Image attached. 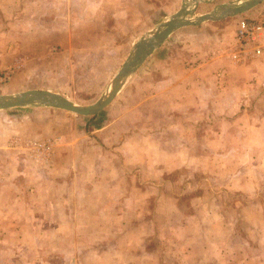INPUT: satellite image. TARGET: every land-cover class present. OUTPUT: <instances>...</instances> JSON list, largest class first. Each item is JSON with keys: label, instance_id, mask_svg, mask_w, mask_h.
<instances>
[{"label": "crops", "instance_id": "0c3cea01", "mask_svg": "<svg viewBox=\"0 0 264 264\" xmlns=\"http://www.w3.org/2000/svg\"><path fill=\"white\" fill-rule=\"evenodd\" d=\"M188 1L191 0H0V36L11 34L14 49L27 58L25 69L13 74L0 94L9 95L13 91L26 90L24 87L32 78L34 90L54 91L55 89L45 83H38V76L44 75L45 78L51 73L61 71L64 66H72L73 58L76 61L85 59V65L100 58L101 65L109 64L116 68L138 39L176 14ZM214 1L218 2L200 0L194 17L211 14L218 9L220 14V7L224 4L221 0L219 4L211 3ZM207 2L211 4L205 6ZM260 13H264V2L245 15L255 18ZM27 18H33V21H28ZM237 18L209 20L198 26L174 31L124 84L113 101L115 116L104 126L92 130L95 133L99 131L97 140L79 129L77 134L71 133L67 140H61L62 144L56 150V157L54 156L61 163L60 168L55 167L54 162L47 165L46 169L23 164L24 159L20 152L10 148V143L22 135L21 122L7 114L11 110L0 111V214L13 210L6 215L5 221L8 219L15 222V211L24 207L27 202L25 197L29 198L31 207L32 196L35 195L46 200L48 211L54 210L55 203L60 201L63 210H74L75 193L80 197L89 189L88 185L81 187L83 182L78 180L76 189L70 190V183L73 185L74 181L70 182V178L67 180L70 167L68 171L66 165L70 161V151L78 148L81 141L84 145L89 144L88 149L93 155H89L82 146L78 154V165L79 161L91 157L92 162L97 163L101 156L112 165L108 174L109 181L100 184L98 190L103 188V191L99 193L114 197L120 193L126 195L120 202L117 198L114 201L115 198L109 197L106 205H98L97 210L103 207L109 211H124V222L112 223L116 227L132 228H143L149 223L144 215L147 210V205L143 202L148 196L146 191V196L141 198L143 203L135 204L132 198L134 188L142 186L139 179L148 178V172H156L159 180H163L158 182L163 189L164 186L175 184L170 170L176 166L180 167L179 171L181 168L187 170L189 175L185 171L184 174L190 180L208 177L214 182L213 172L208 175L207 172L198 170L196 173L190 168L197 162L194 159L198 152L196 150L194 153L191 148L204 147L208 155V151H212L214 147H263L264 51L261 56L252 60L240 62L233 59L236 22L242 17ZM59 19L62 20L61 23L57 22ZM173 47H177L176 53H171ZM7 48L11 50L12 46ZM7 48L0 55V73L8 70L12 63L11 56L5 52ZM54 48L59 53H53ZM161 51L170 52L167 53L170 55L165 59H156L157 53ZM146 67L151 71L156 68L157 74H147ZM57 87L63 89V85L56 84ZM44 111H33V133L36 135L33 139H49L47 133L39 130H52L59 125L54 116ZM65 119L71 121L70 116H65ZM67 123L75 126L72 122ZM251 133L255 137L251 138ZM225 152L226 149H221L223 156ZM94 167L100 169L96 165ZM78 174L81 179L85 172L81 170ZM21 175L28 176L31 183L33 181V195L24 193L20 183L16 181ZM94 176V181L100 180L99 172ZM131 179L137 185L127 187V181ZM42 180L46 183L37 185ZM54 181L58 185L63 183V197L56 198L57 200H54L53 190L47 187L48 183ZM4 183L11 184V187H5ZM200 192L204 193L202 189H198L196 195ZM194 207L195 213H178L180 216L176 220L167 216L166 224H162L182 225L179 221H185V218L193 221L199 217L201 207L205 209V217L209 223L226 221L221 203L211 202L206 206L193 205ZM169 208L176 212L185 209L173 204L166 206V209ZM134 210L142 211L140 217L131 216ZM17 219H20L18 215ZM201 221L204 223L205 220ZM67 222L66 220L62 223L65 225ZM133 232L126 230L121 234L122 237L119 236L127 244L123 257H118L116 253L118 234H112L100 239L99 246L93 248L85 258L93 259V262L94 259L103 261L94 264H143V261L150 264V253H142V245L149 244L150 236L133 235ZM135 244H141V255L138 259L134 255ZM261 252L262 250L257 251L252 256V260L257 259L259 264L264 259V252ZM209 256L211 259L217 258L216 254L210 253Z\"/></svg>", "mask_w": 264, "mask_h": 264}, {"label": "rangeland", "instance_id": "374dc122", "mask_svg": "<svg viewBox=\"0 0 264 264\" xmlns=\"http://www.w3.org/2000/svg\"><path fill=\"white\" fill-rule=\"evenodd\" d=\"M221 2L224 5L235 6L239 4L238 0H221ZM187 3L191 4L190 1ZM211 3L219 4V0ZM211 3L207 2L205 6H209ZM211 13L219 15L217 10H213ZM245 14L246 12L237 16H226L225 18L238 19L237 17L240 16L247 19L252 18L251 20L264 18V13H260L255 18L247 17ZM27 20L33 21V18H27ZM57 22L61 23L62 20L59 19ZM13 45L11 34L5 33L0 36V55L3 54L5 48L12 46L11 50L8 48L5 50L11 56L12 63L8 70L0 73V93L3 92L2 88L9 83V78L26 67L27 58L21 56V52H17ZM176 50H178L177 47H173L171 53H176ZM130 52L131 49L116 68L115 66L110 67L109 64L101 65L100 58H95L92 60L93 62L89 61V65H85V59L76 61L77 59L73 58L72 66H64L61 71L51 73L45 78H43L44 75H39L37 80L38 83H45L46 86L55 89L51 92L58 93L80 106H89L106 93L111 80ZM53 53L59 52L54 48ZM167 53L170 52H158L155 58L165 59L170 55ZM145 70L147 74H157L156 68L151 71L150 68L147 70L146 67ZM56 84L63 85V89L56 88ZM33 85L32 78L24 87L26 90L13 91L12 94L34 90ZM9 110L11 111L7 114L21 122L22 134L21 137H17L15 142L10 143V148L16 150L15 152H20L21 158L24 159L23 164L42 169H46V166L53 164V162L55 167L60 168L61 163L57 162L54 156L57 148L62 144L61 140H67L68 137H71V133L77 134V129L81 132L84 131V134L92 135L89 137L97 140V135L100 133L98 130L96 133L92 130L95 131L101 125L104 126L116 114L114 102L91 117L78 116L59 109L35 106ZM34 110H45L44 112H49L58 120L59 125L54 126L52 130L44 128L39 130L45 134L47 133L49 139H33V137L36 138L33 133ZM65 116H70L71 121L65 119ZM67 122H72L75 126L72 127ZM202 126L204 127V124ZM254 135L251 133L250 137L253 138ZM42 144L45 145L42 146ZM77 146L79 147L73 148V152L70 151V161L66 165L68 171L70 167L67 180L70 178V182L74 181L73 185L70 183V190L76 189L78 180L83 182L81 187L88 185L89 189L80 197L79 194L75 193L73 201L75 207L70 212L62 209L61 201L55 203L54 210L48 211L45 206L46 200L44 201V198L35 195L32 196L31 207H29V198L25 197L27 202L23 205L24 207L20 211H15V222H10L8 219L5 221L6 215L13 210H7L5 214H0L3 217L0 219V264H94L103 262L99 259H94L93 262V259H86L85 257L92 252L93 248L99 246L100 239L109 237L112 234H118V250L116 253L118 257H123L127 244L119 236L122 237L121 234H124L126 230L128 232L134 231L133 235L150 236L149 244L142 245V253H145V251L150 253V264H259L256 258V260H252V256L257 251L262 250L261 253L264 252V146L214 147V151L212 150L214 152L213 162L211 150L206 155L204 151L206 148L204 147L191 148L194 153H196V150L198 152L196 153V159H194L197 162L192 164L190 168L196 173H198V170L207 172L208 175L213 172L214 182L210 181L208 177L201 178V180H190L187 176L189 175L187 170L181 168V171H179L180 167L176 166L170 170L171 178L175 184L164 186L163 189L162 186H159L161 183H158L163 180H159L160 177L156 176V172H148V178L139 179L142 186L135 187L134 195H132L133 203L138 204V202H142L141 198L146 196L144 192L146 191L148 194L143 202L147 205L144 215L149 219V223L148 227L144 226L143 228L116 227L112 222H124L126 217L124 211H109L103 207L97 210L98 205H106V199L109 197H112L111 199L115 198L114 201L117 198L120 202L121 199H125L126 195L120 193L114 197V195L105 196L101 194L103 188L101 190H98V188L103 181H109L108 174L112 165L102 156L100 160L97 159V163L92 162L93 158L91 157L86 158L85 161H79L78 165V154L82 146L89 155H93V152L88 149L89 144L84 145L82 141ZM221 149L227 150L224 156L221 154ZM95 165L100 169H96ZM81 170L85 174L80 179L78 173ZM184 171L187 175L184 174ZM98 172L100 180L94 181V175L97 176ZM16 181L20 183L24 193L33 191V181L31 183L28 176L21 175ZM44 182L43 180L37 182V185H43ZM127 182V187L137 185L136 181L132 179ZM59 184L62 185L63 183ZM61 185H58L55 181L47 184V187L53 190L54 200L63 197ZM4 186L10 188L11 184L4 183ZM105 189H108V187L105 186ZM198 189H202L206 195L203 192L196 195ZM31 194L33 195V193ZM211 202L221 203V209L224 210L226 216L225 224L221 222L223 220L214 221L217 222L214 224L209 223L205 217V209L201 207L199 217L193 219V221L185 218V221L184 219L179 221L182 225H163L166 224L165 217L167 216H171L172 220H176L180 216L178 213H195L196 210L193 205L206 206ZM172 204L185 207V209L179 212L171 208L166 209L167 205L172 206ZM215 211L220 212L219 209H215ZM141 212L134 210L131 216L133 218L140 217ZM17 215L20 219H17ZM201 219L205 220L204 223ZM66 220L68 222L64 225L62 222H66ZM173 223L178 222L173 221ZM127 225L130 226L129 223ZM189 239L191 240L189 241ZM133 247L135 250L134 255L138 259L141 255V244H135ZM210 253L216 254L217 258L213 257L211 259ZM91 256H94L93 253H91ZM197 256H203V258L199 259ZM204 256H207V258H204ZM261 261L260 264H264V259H261ZM142 263L145 264V261Z\"/></svg>", "mask_w": 264, "mask_h": 264}, {"label": "water", "instance_id": "95a60500", "mask_svg": "<svg viewBox=\"0 0 264 264\" xmlns=\"http://www.w3.org/2000/svg\"><path fill=\"white\" fill-rule=\"evenodd\" d=\"M263 1L238 0L239 4L235 6H221L218 16L209 13L197 17H194V14L199 0L190 1L191 5H193L191 9H189L191 5L188 3L184 4L181 10L161 22L133 45L129 56L111 80L106 93L92 105L80 106L58 93L47 90H28L17 94L0 95V111L35 106L59 109L83 117L97 115L113 102L128 79L174 31L183 27L198 26L209 20H218L226 16L243 14L258 6Z\"/></svg>", "mask_w": 264, "mask_h": 264}, {"label": "built area", "instance_id": "2783aa9c", "mask_svg": "<svg viewBox=\"0 0 264 264\" xmlns=\"http://www.w3.org/2000/svg\"><path fill=\"white\" fill-rule=\"evenodd\" d=\"M191 5V4H189ZM193 5L189 6L191 9ZM264 51V18H242L236 26L233 59L244 62L262 55Z\"/></svg>", "mask_w": 264, "mask_h": 264}]
</instances>
